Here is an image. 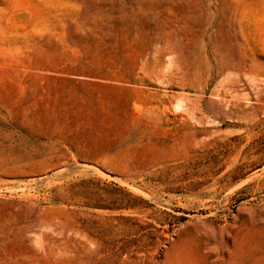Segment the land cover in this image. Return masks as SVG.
Listing matches in <instances>:
<instances>
[{"label": "rangeland", "instance_id": "obj_1", "mask_svg": "<svg viewBox=\"0 0 264 264\" xmlns=\"http://www.w3.org/2000/svg\"><path fill=\"white\" fill-rule=\"evenodd\" d=\"M0 264H264V0H0Z\"/></svg>", "mask_w": 264, "mask_h": 264}]
</instances>
